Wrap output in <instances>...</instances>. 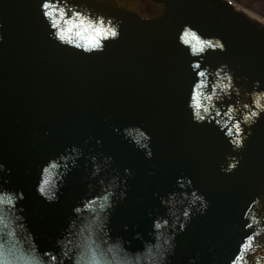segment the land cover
I'll return each instance as SVG.
<instances>
[{
	"label": "water",
	"instance_id": "water-1",
	"mask_svg": "<svg viewBox=\"0 0 264 264\" xmlns=\"http://www.w3.org/2000/svg\"><path fill=\"white\" fill-rule=\"evenodd\" d=\"M53 20L61 29L76 25L73 38L101 22L118 35L88 50L59 40ZM0 25V187L23 191L17 207L26 218L21 228L11 222V210L0 209L8 218L6 229L0 223L5 256L9 249L23 256L26 246L55 250L64 237L88 258L111 237L117 262L131 264L130 253L147 248L135 260L152 264L153 221L168 219L175 226L162 229L156 241L174 236L167 264H239L241 245L252 234L245 221L261 222L264 28L220 0H168L164 16L150 20L111 0H0ZM185 30L223 47L194 54L196 42L184 44ZM253 112L260 114L245 122ZM50 163L60 165L49 169L53 184L67 172L52 203L35 190ZM113 178L119 187L112 208L99 209L100 200L97 211L73 213L82 201L104 195ZM192 193L204 198L206 209L200 201L192 205ZM97 259H105L104 251Z\"/></svg>",
	"mask_w": 264,
	"mask_h": 264
},
{
	"label": "clouds",
	"instance_id": "clouds-1",
	"mask_svg": "<svg viewBox=\"0 0 264 264\" xmlns=\"http://www.w3.org/2000/svg\"><path fill=\"white\" fill-rule=\"evenodd\" d=\"M2 27V25H0ZM73 31H75V27L71 29L70 32V37H71V43L76 44L78 40H81V37L77 35L78 32H75V38H73ZM87 35V33H85ZM3 37L0 36V40H2ZM61 41H67V40H61ZM68 42V41H67ZM227 79L230 80V77H226ZM229 85H224L225 88H227ZM264 110V109H262ZM255 116H259V112H255ZM199 113H195L196 119L200 120L198 118ZM247 122V120H245ZM251 133L249 132V135ZM142 135H144L142 133ZM145 140H150V136H144ZM234 142V141H233ZM237 148H242L243 147V141L240 140L239 144H235ZM142 148H147V144H141L139 145ZM79 150L76 148H73V152H78ZM152 155L151 151L149 150L147 152V156L150 158ZM61 159H67V157H61ZM93 163L94 167L96 157H93ZM239 161H237V164ZM65 168H67V164L63 165ZM51 168H59L60 165L58 163H50L46 164L42 167L41 169V178L39 182L36 185V192L39 196L44 198L47 202L52 203V202H58L60 199V194H61V189L63 187V180L64 176L67 175V172L63 173L61 175L60 180H58L55 184H53L49 180V169ZM236 164L232 165V168H235ZM5 169V165L0 163V171H3ZM229 171L231 169H228ZM98 171V169H97ZM126 172L130 173V170L126 169ZM96 174V173H94ZM188 183L190 184L191 181L189 180ZM184 185L181 184V187ZM119 187V184L116 182V178H113V180L109 183L108 185V190L107 192L102 195V196H95L91 199H87L82 201L80 204H78L76 207L73 208V213L74 214H82L88 211H97V209L94 207L98 204L100 200L104 201V204L99 205V209L101 210H107L108 208L113 207V197L117 195L116 189ZM120 198L123 199L125 196V193L121 192ZM193 199H192V205L194 206L196 204V201H200L202 204V207L204 209L207 208V202L204 201V198L202 196H197L196 193H192ZM24 193L23 191H13L9 190L3 187H0V209H3L5 211L11 210V222L14 225H17L21 228L26 227L25 224V217L23 216V208L20 207L18 208L17 205L19 204L20 201L24 200ZM162 203L167 204V200H162ZM105 205L107 208H105ZM190 214V209L185 210L183 212V217L186 219ZM8 218L3 217L0 215V223H3V228L8 227V223L5 222ZM95 219V217H93ZM176 222H173L170 224V221L168 219H157L153 221V231L155 233V239L152 241V248L153 251L156 252V257L152 264H167L168 256L171 252V254H174V236H171L170 232V239L163 240L162 243L157 244L156 241L160 240L159 233L161 232L162 229L164 228H172L175 226ZM127 227V226H125ZM185 228V224L183 222H179V230L183 231ZM14 235L13 232H8V236ZM31 235V233H29ZM107 235V232L105 233ZM139 237V234H138ZM75 239V237H73ZM117 241L120 243L121 247H124V241L123 238L118 237ZM35 243V239L33 238V244ZM116 241H113L111 237H109L106 240H101L99 242V246L92 251L87 253L86 258V253L85 249L80 248V247H69L70 245L73 244V240H68L67 244H65V238L61 237L58 238L55 242V250H48V251H43L41 252L39 247H30L26 246L25 252L23 256L17 257L16 252L12 249L8 250L7 256H5V253L3 251L4 245L0 244V264H129L128 261H119L117 262L111 257V250L114 247ZM127 251V249H125ZM147 248H143L138 250L137 252H131V264H137L135 257L137 256H143V252L146 251ZM101 251H104V256L105 259L100 260L97 259V256ZM139 264H146V262L141 259L139 261ZM189 264H195L194 259H190Z\"/></svg>",
	"mask_w": 264,
	"mask_h": 264
},
{
	"label": "snow or ice",
	"instance_id": "snow-or-ice-1",
	"mask_svg": "<svg viewBox=\"0 0 264 264\" xmlns=\"http://www.w3.org/2000/svg\"><path fill=\"white\" fill-rule=\"evenodd\" d=\"M43 7L47 10L49 8V5L47 3H44ZM45 14L47 16H49V17L52 16V13L49 12V11H46ZM69 23L71 24V22H69ZM52 24H53L54 27L58 28V31L56 33L58 39L59 40H67L69 43H71V37H70L71 29L74 28V27H77V26L73 25L72 27H70L68 29H61L59 27V22L56 21V20H53ZM83 25H84V22L82 21L81 25H79V27H83ZM85 33H87V35H85ZM77 35H79L81 37V40L86 41V43L85 44L76 43V46L77 47H85L88 50H92V49H100L102 47L101 41L103 39L116 37L118 35V33H117L116 30L112 29L111 27L105 28L103 26V22H101V24L99 26H95V27L93 25L89 24L87 26V28L84 29V31L78 32ZM189 37H191V40L189 39ZM182 39H183L184 44H186V45H191V41L195 40L196 43L194 45H191L194 54L203 53L206 48H212V47H220V48H222L223 47V45L219 44L218 42L214 44L210 40H201L197 36V34L195 32H191L189 30H185L184 36H183ZM193 67L195 69H199L201 67V65L196 64ZM199 75L201 77H203L205 75V73L204 72H199ZM196 107L197 108L200 107L199 102H197ZM205 111H207V109H205ZM197 112L199 113L198 118L200 120H202L204 117L200 114L199 111H197ZM255 115H256V113L253 112V113H251L250 116L245 117V120H249V119H251V117H253ZM234 129H235L236 133H239L240 130H241L240 129V125L239 124L234 125ZM228 134L230 136L233 135V131L229 130ZM240 140L241 139L237 138V139L234 140V143L235 144H239ZM250 213H251V210L249 212V215H250ZM251 218L255 219L254 217H251ZM244 226L246 228H248L249 230H251L252 234L249 235L247 237V239L244 241V243L241 245L242 251L250 249V247L252 246V242L255 241L256 235H257V233L255 231V226L252 223H249L246 220ZM239 259L241 260V264H243V257L240 256ZM234 264H235V262H234Z\"/></svg>",
	"mask_w": 264,
	"mask_h": 264
},
{
	"label": "flooded vegetation",
	"instance_id": "flooded-vegetation-1",
	"mask_svg": "<svg viewBox=\"0 0 264 264\" xmlns=\"http://www.w3.org/2000/svg\"><path fill=\"white\" fill-rule=\"evenodd\" d=\"M125 1V0H124ZM165 0H128L126 3L130 5L134 12H141L148 17L161 16L163 12ZM255 5H259L255 11L257 15L252 16L253 19L264 22V0H250Z\"/></svg>",
	"mask_w": 264,
	"mask_h": 264
},
{
	"label": "rangeland",
	"instance_id": "rangeland-1",
	"mask_svg": "<svg viewBox=\"0 0 264 264\" xmlns=\"http://www.w3.org/2000/svg\"><path fill=\"white\" fill-rule=\"evenodd\" d=\"M228 1L234 4L239 10L243 11L247 15H250V16L257 15L256 13L257 11L255 10L257 9V7H259V5H256V4L254 5L253 2L250 0H228ZM259 249H263V251L261 252H264V244Z\"/></svg>",
	"mask_w": 264,
	"mask_h": 264
},
{
	"label": "bare ground",
	"instance_id": "bare-ground-1",
	"mask_svg": "<svg viewBox=\"0 0 264 264\" xmlns=\"http://www.w3.org/2000/svg\"><path fill=\"white\" fill-rule=\"evenodd\" d=\"M264 198V197H263ZM260 211H262V208L261 209H259V213H260ZM261 222H262V226H263V228H264V212H263V215L261 216ZM256 243V241H254V242H252V247H256L257 246V244H255ZM251 248V247H250ZM249 250V249H248ZM248 250H245L244 252H247ZM243 252V253H244Z\"/></svg>",
	"mask_w": 264,
	"mask_h": 264
}]
</instances>
